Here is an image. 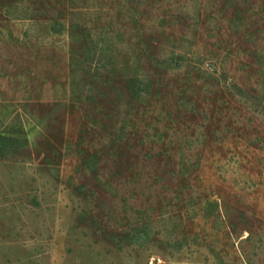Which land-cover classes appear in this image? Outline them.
Listing matches in <instances>:
<instances>
[{
  "label": "rangeland",
  "instance_id": "374dc122",
  "mask_svg": "<svg viewBox=\"0 0 264 264\" xmlns=\"http://www.w3.org/2000/svg\"><path fill=\"white\" fill-rule=\"evenodd\" d=\"M0 264H264V0H0Z\"/></svg>",
  "mask_w": 264,
  "mask_h": 264
}]
</instances>
